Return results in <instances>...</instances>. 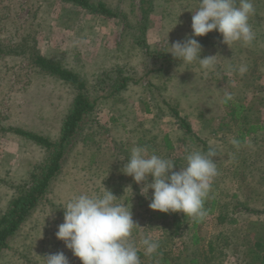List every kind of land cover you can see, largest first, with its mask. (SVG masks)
Returning a JSON list of instances; mask_svg holds the SVG:
<instances>
[{
	"label": "rangeland",
	"instance_id": "374dc122",
	"mask_svg": "<svg viewBox=\"0 0 264 264\" xmlns=\"http://www.w3.org/2000/svg\"><path fill=\"white\" fill-rule=\"evenodd\" d=\"M91 1L105 3L118 17L93 15L61 0H0V217L16 189L49 158L44 148L8 130L22 129L55 142L75 98L71 87L31 64V52L36 49L79 75L98 104L90 118L97 123L88 122L68 149L61 174L0 253V264H46L45 256L57 252H64L70 264H82L55 233L72 198L103 194L104 187L118 198L116 203L131 208L137 224L131 239L138 253L144 254L141 241L150 235L171 264H192L193 259L196 264L253 262L249 250L264 237V130L238 149L231 141L241 129L264 126V0H253L252 44L228 47L215 30L195 37L202 57L217 55L210 71L199 63L167 60L168 41L171 45L191 35L199 0ZM229 65L236 71H229ZM240 67L247 71L240 74ZM120 75L132 81L110 95L108 78ZM225 92L233 97L227 104ZM234 104L248 109L250 121L241 128L231 116ZM174 111L194 135L185 137ZM135 146L173 160L183 158L189 146L202 152L215 149L218 175L209 199L219 202L217 208L230 224L215 218V212L204 217L199 244H193L192 232L171 236L151 219L152 190L146 199L140 194L143 185L121 171ZM162 258L144 254L141 264H163Z\"/></svg>",
	"mask_w": 264,
	"mask_h": 264
},
{
	"label": "clouds",
	"instance_id": "9594fccd",
	"mask_svg": "<svg viewBox=\"0 0 264 264\" xmlns=\"http://www.w3.org/2000/svg\"><path fill=\"white\" fill-rule=\"evenodd\" d=\"M254 12L253 0H199V7L192 15L191 35L171 45L168 41L170 51L167 53L179 62L199 63L202 69L210 71L215 67L217 55L202 57V45L195 37L206 36L215 30L228 47L236 42L250 45L255 39L249 23ZM228 70L236 71L232 65ZM238 71L243 74L247 69L240 67ZM232 99L231 93H224L225 104ZM231 143L238 149L241 141L233 139ZM216 157L215 149L202 152L189 146L185 148L184 164L175 170L177 164L172 159L149 154L147 146H135L121 171L132 177L136 184L143 185L140 194L146 199L152 190L151 210L183 213L193 220H200L207 215L205 201L218 175ZM117 199L104 187L103 194H80L63 208L64 220L58 225L56 238L63 241L82 264H141L137 246L131 239L137 224L131 208L116 203ZM141 243L145 256L149 257L160 247L150 235H145ZM45 260L46 264H70L64 252L48 254Z\"/></svg>",
	"mask_w": 264,
	"mask_h": 264
},
{
	"label": "trees",
	"instance_id": "16d2710c",
	"mask_svg": "<svg viewBox=\"0 0 264 264\" xmlns=\"http://www.w3.org/2000/svg\"><path fill=\"white\" fill-rule=\"evenodd\" d=\"M61 1L63 3L76 6L93 15L106 18L118 17L114 10L109 8L103 2L95 3L91 0ZM173 59L172 55L167 56V60L171 61ZM30 62L34 67L40 70V72L55 77L71 87L75 91V98L68 115L62 124L60 137L55 142L22 129L10 128L8 130L17 136L24 137L34 142L36 145L44 148L48 152L49 158L43 164L38 165L34 169L27 183L16 189L17 196L12 200L6 212L0 217V253L9 247L12 238L37 210L39 204L47 195L53 180L61 174L66 152L72 146L73 142L80 137L86 124L88 122L93 123L90 118L95 114L98 107L97 100H92L89 96L86 82L73 71L64 68L60 63L54 62L45 57L36 49L30 54ZM108 79L113 83L111 87H109V90H106L109 91L110 95L126 90L129 83L132 81V79L121 75L115 78L109 77ZM114 80L116 81L113 82ZM233 107L231 116L240 121L239 127L241 128L242 124L246 123V121H250V118L245 114L248 109H246V106L243 104H234ZM172 117H174L179 124L181 131L184 135H186L185 137L194 135L191 125L181 118L176 111L172 112ZM94 123H97V121H94ZM263 130L264 126L261 123L252 124L246 130L241 129L237 139L241 141V144H244L246 143L247 138ZM195 138L197 140L200 139L199 137ZM166 142L168 145H171L170 140L166 139ZM170 148H172V145ZM173 161L177 164V168L175 170H178V166L184 161V157ZM218 206L219 202L217 200L214 198L209 199V196L207 197L204 205L207 215L219 212V221L230 224L226 221L227 216L223 214V211L220 212L218 210ZM151 215V219L158 221L161 227L163 226L162 228H164V230H168L171 236L175 237L186 231L188 233L192 232L193 244H199L200 239L198 230L201 223H203L204 218L200 220H193L188 216H184L183 213H161L154 210H152ZM235 222L236 221L233 220L232 224ZM256 250L257 252H255ZM249 251V255L251 256V260L253 262L248 264H254L256 262L264 264V237L260 242H257L256 248H252ZM138 254L141 258L144 257V254ZM161 254L163 255V258L160 259V262L163 264H171L169 263V259H167L168 254H164L161 249H158L157 253L153 254L151 258L155 260ZM197 262L198 261L196 259L191 260L192 264H196Z\"/></svg>",
	"mask_w": 264,
	"mask_h": 264
},
{
	"label": "crops",
	"instance_id": "0c3cea01",
	"mask_svg": "<svg viewBox=\"0 0 264 264\" xmlns=\"http://www.w3.org/2000/svg\"><path fill=\"white\" fill-rule=\"evenodd\" d=\"M165 138L169 140L170 136H169V135H168V136H165ZM170 146H171V145H170ZM158 151H159V150H158ZM159 152H160V151H159ZM159 152H157V150H156V153H157V154H159ZM172 160H173V159H172ZM219 214H220L219 212H218V213L216 212L213 216H214L215 218H219V216H220Z\"/></svg>",
	"mask_w": 264,
	"mask_h": 264
}]
</instances>
